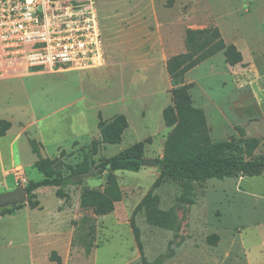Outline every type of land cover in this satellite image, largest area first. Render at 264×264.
Listing matches in <instances>:
<instances>
[{"label": "rangeland", "instance_id": "1", "mask_svg": "<svg viewBox=\"0 0 264 264\" xmlns=\"http://www.w3.org/2000/svg\"><path fill=\"white\" fill-rule=\"evenodd\" d=\"M94 6L101 65L0 79V118L11 122L12 138L9 146V138L0 142V193L42 177L29 139L42 144V156L72 167L85 157L96 166L100 158L148 140L143 164L137 171H113L122 199L108 214L95 215L79 203L84 189L104 187L108 168L66 187L68 201L55 196V186H44L35 191L37 208L27 200L8 205L13 212L0 215V264H57L53 251L61 264H142L129 219L149 191L159 197V208L175 206L179 230L149 225L138 210L133 219L147 262L264 263V174L194 181L186 193L175 179L153 188L159 168L149 164L162 157L171 130L162 117L171 104L166 60L185 50L188 29L208 26L242 59L229 65L219 51L189 70L183 83L203 110L213 142H232L245 160L264 154V0H94ZM118 114L128 122L120 143L101 144L92 153L99 117ZM90 223L94 240L86 254L81 240ZM210 234L218 235L215 245L206 240Z\"/></svg>", "mask_w": 264, "mask_h": 264}, {"label": "trees", "instance_id": "2", "mask_svg": "<svg viewBox=\"0 0 264 264\" xmlns=\"http://www.w3.org/2000/svg\"><path fill=\"white\" fill-rule=\"evenodd\" d=\"M184 47L183 52L171 55L165 63L172 88L170 89L171 104L163 109L162 117L165 126L171 127V130L164 141L162 157L157 161L159 174L152 187H158L164 179H175L183 181L186 193H189L192 187L191 182L194 181L264 174V154L256 159L245 160L242 158L239 146L228 141L213 142L211 140L205 114L202 109L194 105L189 93L190 85L183 83V77L189 70L215 53L222 51L224 61L229 65L240 62L241 53L233 44H225L215 26L188 29L184 38ZM127 126L128 122L123 114L115 115L110 119L99 117L97 122L99 138L91 141V152L96 153L101 144L120 143ZM10 127L9 120L0 118V137L6 135ZM240 131L243 132V130ZM147 141H137L116 154L98 160L96 170L108 168L110 173L107 174L105 185L101 190L87 188L82 191L79 202L82 209H89L95 215L108 214L114 210L115 203L122 199V191L113 171H137L143 164V149ZM29 144L36 155L34 167L42 175L40 179L30 180L25 185L29 207L39 206L35 191L44 186H55V196L68 201L70 196L65 188L82 182L81 174L91 167L89 159L85 157L72 167L65 165L60 157L42 156L40 153L42 144L35 139H29ZM65 168L68 170L67 173H63ZM183 199L192 202L188 196ZM140 209L144 211L147 224L177 233L179 220L175 206L169 209L159 208V197L149 191L139 201L129 219L142 264H159L162 257L153 262H147L143 255L139 229L133 219V215ZM12 212L11 207L0 208V215ZM87 229L81 240L86 254L93 247L94 223L88 224ZM206 240L215 245L218 235L210 234ZM50 259L61 264L60 257L54 251Z\"/></svg>", "mask_w": 264, "mask_h": 264}, {"label": "built area", "instance_id": "3", "mask_svg": "<svg viewBox=\"0 0 264 264\" xmlns=\"http://www.w3.org/2000/svg\"><path fill=\"white\" fill-rule=\"evenodd\" d=\"M94 0H0V79L103 61Z\"/></svg>", "mask_w": 264, "mask_h": 264}, {"label": "water", "instance_id": "4", "mask_svg": "<svg viewBox=\"0 0 264 264\" xmlns=\"http://www.w3.org/2000/svg\"><path fill=\"white\" fill-rule=\"evenodd\" d=\"M149 164L155 165L157 162L151 160ZM96 171L95 166H91L87 171L81 174V177L84 179ZM27 200V193L25 186L18 184L14 189L0 193V208L8 205H16Z\"/></svg>", "mask_w": 264, "mask_h": 264}, {"label": "crops", "instance_id": "5", "mask_svg": "<svg viewBox=\"0 0 264 264\" xmlns=\"http://www.w3.org/2000/svg\"><path fill=\"white\" fill-rule=\"evenodd\" d=\"M8 132H9V130L7 131L6 135L0 137L1 144H2L3 140H6L7 138H9V142H7V143L4 144V145L8 144L6 146H9L12 143V138L8 137V135H7ZM226 178H231V177H226ZM232 178H235V177H232Z\"/></svg>", "mask_w": 264, "mask_h": 264}]
</instances>
